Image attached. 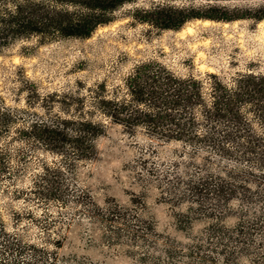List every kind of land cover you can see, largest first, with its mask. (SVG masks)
Instances as JSON below:
<instances>
[{"label": "trees", "instance_id": "obj_1", "mask_svg": "<svg viewBox=\"0 0 264 264\" xmlns=\"http://www.w3.org/2000/svg\"><path fill=\"white\" fill-rule=\"evenodd\" d=\"M134 1L0 0V52L33 35L42 40L88 37L108 21L99 17L98 10L113 12ZM71 3L82 9L70 10ZM175 8L164 1L137 11L141 20L161 28L178 29L192 18H224ZM238 15L233 19L262 20L264 4ZM209 80L205 88L203 80L192 74H178L158 60L144 61L127 75L123 86L90 88V107L87 98L79 96L74 115L34 114L29 108L8 105L0 94V182L9 180L13 198L46 205L42 217L27 214L48 231L46 239L54 246L49 249L48 244L26 242L18 233L9 235L0 216V252L32 250L24 264H58L67 234L52 232L61 223L67 231L82 226L86 219L76 217L82 212L96 232H85L90 242L99 237L107 248L126 247L122 250L139 264H178L184 257L191 260L189 264H219L216 252L225 255L226 264H240L238 255L244 253L254 264H264V74L239 73L232 83L211 74ZM94 109L126 132L147 136L151 144L140 155V178L158 180L165 200L190 204L184 223L194 215L212 219L205 230L184 242L160 233L142 214L141 200L125 205L116 199L106 204L94 199L79 179L81 161L97 153L95 141L106 131V124L93 118ZM171 143L179 147L168 160L160 158L158 145ZM29 170L30 184L20 188L19 178ZM51 202L61 209L76 208L67 216L63 211L55 216L47 207ZM234 210L239 221L226 225L224 218ZM63 258L69 264H87L78 254ZM1 259L5 264L6 258ZM18 263L16 258L7 264Z\"/></svg>", "mask_w": 264, "mask_h": 264}, {"label": "rangeland", "instance_id": "obj_2", "mask_svg": "<svg viewBox=\"0 0 264 264\" xmlns=\"http://www.w3.org/2000/svg\"><path fill=\"white\" fill-rule=\"evenodd\" d=\"M164 1L178 7L174 11L211 12L224 18L214 19L218 23L212 25H204L196 22L197 18H192L185 22L191 24L192 31L184 33L178 30L185 24L178 29L161 28L149 20L140 19L138 8H148ZM261 4H264L262 0H136L113 12L101 13L98 10L99 17L108 21L99 24L88 37L42 40L41 36L33 35L17 39L5 47L0 52V94L8 105L29 108L34 114L48 116L54 112L74 115L77 114L79 96L89 97V89L100 85L108 89L123 86L125 78L136 65L148 60H158L181 75L192 74L203 80L205 88L209 87L211 74L230 83L239 73L264 74V27L259 26L260 20L241 18L239 23L233 22L236 20L233 18L239 16L238 12H246ZM81 7L68 4L74 12ZM225 21H229L230 25L225 26ZM87 106L90 107L88 98ZM92 116L106 124V131L95 141L97 153L81 161L79 179L83 186L91 190L94 199L100 204L116 199L125 205L141 200L144 203L142 214L154 222L160 233L184 242L190 240L189 236L205 230L212 219L194 215L190 222L184 223V213L188 212L190 204H174L165 200L158 180L140 178V155L151 144L147 136L142 132L136 135L126 132L122 125L113 122L98 109H94ZM177 146L176 143L158 145V156L168 160ZM29 172L19 178L20 188L29 186ZM4 188L7 190L4 191ZM12 190L9 180L0 182V216L7 233H18L26 242L48 244L49 249H53L54 246L46 239L48 231L34 220L42 217L46 205L39 204L37 200L13 198ZM232 204L237 208L239 202L235 200ZM47 207L55 216L61 214L58 211L67 216L76 208L71 205L61 209L56 202ZM19 211L23 212V216L18 218L16 214ZM28 211L33 212L36 218L28 216ZM236 212L227 214L224 218L226 225L233 226L239 221ZM76 217L86 219L82 226L76 224L67 231L62 229L61 223L52 232L53 236L67 234L63 246L59 248L58 264H69L63 256L70 254L84 257L87 264H139L134 256L122 250L126 247L107 248L101 245L99 237L90 242V236L85 232L96 233L91 230L93 224L82 212ZM4 238L2 236L1 241ZM153 253L165 256L161 250H153ZM31 254L32 250L22 253L19 250L1 251L0 262L3 257L6 258L3 259L5 264L18 258V264H24ZM238 256L240 264H254L249 253ZM216 257L219 264H226L224 254L216 252ZM190 261L184 257L178 264H189Z\"/></svg>", "mask_w": 264, "mask_h": 264}, {"label": "bare ground", "instance_id": "obj_3", "mask_svg": "<svg viewBox=\"0 0 264 264\" xmlns=\"http://www.w3.org/2000/svg\"><path fill=\"white\" fill-rule=\"evenodd\" d=\"M239 21H241V19H236L233 22H234V24H237V23H239ZM196 22L203 23L204 25H212L214 23H218V21H215V20L209 19V18H203V19L202 18H198V19H196ZM224 25L225 26H229L230 25V22L229 21H225L224 22ZM259 26L261 28L264 27V19H262V20L259 21ZM186 31H189V32L192 31L191 24H185L181 29L178 30V32H180V33H184Z\"/></svg>", "mask_w": 264, "mask_h": 264}]
</instances>
